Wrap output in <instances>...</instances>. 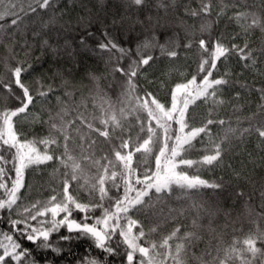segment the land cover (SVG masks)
<instances>
[{
    "label": "snow or ice",
    "instance_id": "1",
    "mask_svg": "<svg viewBox=\"0 0 264 264\" xmlns=\"http://www.w3.org/2000/svg\"><path fill=\"white\" fill-rule=\"evenodd\" d=\"M128 3L142 7L146 0H128ZM169 4L175 7L177 0H169ZM157 7L164 8L165 12L168 10L163 0H158ZM56 8L57 0H27L26 7L23 0H0V41L7 36L15 43L24 17H39L40 12ZM184 14L201 23L197 28L195 24L179 20L178 27L184 33L183 45L179 33L167 36L173 27L170 22L162 23V18L151 16H146L147 27L145 20L139 18L129 26L130 32H134V26L138 24L153 33L151 38L146 36L134 47L121 46L111 38L107 28L100 29L103 39L91 47L88 39L95 36L92 28L96 21L90 14L77 22L82 33L77 41L79 52L72 48L68 39H64L59 47L42 39V49L56 53L63 48L74 66L77 55L108 53V63L115 65L111 72L124 78L118 100L114 103L99 97L101 102L93 104L95 111H87L83 99L78 104L74 102L70 111L61 97L56 96L57 103L62 106L55 114L49 112L48 120L42 121L48 131L44 137L30 139L18 130V124L27 123L30 117L37 122L39 118L30 108L57 89L52 84L45 86L40 80L33 89L25 80L33 65L17 59L13 47L6 46L9 56L0 60V68H3L0 96L6 102L0 107V222L7 224L8 231L0 230V264H39L34 251L50 250L59 256L64 251L60 244H71L83 238L90 239L106 257H123L122 264H254L258 254L264 264V250L257 247L258 241L264 244V230L259 229L256 220L252 221L257 229L255 233L242 239L234 236L225 246L221 233L214 227L223 210L205 207L191 195L204 189L223 192L224 185L209 182L197 174L190 175L188 171L217 166L225 152L223 146L230 143V135L238 133L239 138L255 135L264 141V86L249 88L247 83L233 80L227 68L229 60L235 58L245 69L264 76V46L252 47L248 39L257 30L264 33V0H254L251 4L246 0H198L196 8L184 5ZM62 15L54 13L41 21L39 30L32 32L33 38L40 37L41 31L57 24L58 16ZM223 18L229 24H235L239 31L214 35L213 24ZM5 20L9 23H3ZM123 20L121 17L112 24ZM60 28L67 34L72 25L61 24ZM156 29L165 35L164 43H159ZM57 39H60L59 34ZM194 46L199 57L196 74L175 82L167 102H162L153 92L135 82L138 74L143 75L142 69L159 58L153 55L155 51L158 50L161 57L174 60L181 50L188 51ZM21 47L32 46L25 41ZM29 54L26 52L25 56ZM125 60L128 63L121 66ZM220 67H224L223 73L214 77ZM90 78L99 89V77L90 74ZM62 83L67 85L69 82L65 79ZM236 85L259 94L256 110L243 121L236 117L237 127L231 126L232 121L211 118H205L197 126L195 116L189 112L190 107L200 101L210 106L208 115L211 116L216 107L229 103L223 98V90ZM64 94L69 99L74 95L67 90ZM234 99H241L240 92L235 93ZM8 101L14 102L15 106H8ZM81 107H85V111H79ZM242 107L233 105V112ZM226 123L229 126L225 135L220 139L213 138L211 126ZM242 123L247 126L241 127ZM194 153L199 154L198 158H190ZM49 162L60 166L54 169V174L59 173L56 178L59 191L52 189L54 194L44 201L24 203L21 190L26 187V172ZM174 191H180L191 201L189 208L195 213L190 223L192 231L181 233L178 225L157 242L152 237L157 234L160 224H152V221L176 220L188 211L168 208L165 213L164 207ZM80 192L87 195L86 202L79 198ZM235 196L243 199L245 205L252 199L243 191H237ZM259 196L264 209V191H260ZM97 212L100 214L96 215ZM136 215L144 216L152 226L146 231L145 225L133 218ZM223 215L227 217L230 213L223 212ZM256 218L264 220V211L256 213ZM62 229L66 234L59 235ZM203 233L212 236L216 244L210 240L203 249H198ZM54 234L59 235L56 241L52 239ZM45 264L54 262L46 260ZM83 264L103 262L85 258Z\"/></svg>",
    "mask_w": 264,
    "mask_h": 264
},
{
    "label": "trees",
    "instance_id": "2",
    "mask_svg": "<svg viewBox=\"0 0 264 264\" xmlns=\"http://www.w3.org/2000/svg\"><path fill=\"white\" fill-rule=\"evenodd\" d=\"M246 2L251 4L254 0H246ZM23 3L26 7L27 0H23ZM163 3L168 6L167 12H165L164 8L157 7L158 0H146V4L142 7L130 6L128 0H57V8L54 11L46 10L40 12L39 17L35 15L24 17V21L20 25L21 32H18L15 36L16 42L14 43L7 36L0 41V60L9 56L6 46H12L17 59L27 60L33 65L32 70L25 76L26 82L33 89L36 88V81L40 80L45 86L52 84L57 90L45 100L37 102L35 107L32 108L33 111L40 115V121L36 124L20 123L18 124V130L30 139L46 136L48 134L47 125L42 123V121H47L49 112L55 114L62 106L57 103L56 96L61 97V100L69 106L70 111L73 103L78 104L82 99L87 111H95L93 104L101 102L99 97L115 103L123 90L124 78L119 73L111 72V68L115 65L108 63V53H103L99 56L93 54L77 55L76 66H74L72 59L69 58L63 48H59L56 53L47 48L42 49V39H48L50 44L57 47L63 45L64 39H68L72 48L79 52L77 41L82 33L77 26V22L81 17H87L90 14L92 19L96 21L95 27L92 28L95 36L88 39L91 47L94 48L96 41L103 39L100 33L102 28H107L111 38L121 46L134 47L135 43L144 40L146 36L151 38L153 33L152 31H145L138 24L134 26V32H130L129 26L132 21L139 18L140 20H145V26L147 27L146 16H151L153 19L162 18V23L164 21L170 22L173 27L168 30L167 36L171 37L173 32L179 33L180 43L183 45L184 33L178 27L179 20L182 19L189 25L195 24L197 28L201 23L199 20L185 16L184 5L196 8L198 0H177L175 7L169 4V0H163ZM241 10H244L243 6H241ZM54 13L63 14L58 16V23L50 25L48 30L41 31V36L34 39L32 32L39 30V23L49 19ZM228 15H231V12ZM121 17H124L122 23L112 24L113 20L120 21ZM3 23L7 24L9 21L5 20ZM69 23L72 25V29L65 34L61 30L60 25L64 24L67 26ZM8 31L10 32L11 29H8ZM235 31H239V29L235 24H229L226 18L221 19L218 24H213L214 35L220 32L232 33ZM58 34L60 35L59 40L57 39ZM155 35L158 37L159 43L165 42V35L160 29L155 30ZM248 39L252 47L259 48L264 46V33L259 30L253 32ZM25 41L32 47H21ZM237 43H242V41H237ZM26 52L30 54L25 56ZM132 55L133 57L135 56L134 51ZM153 55L159 58L150 62V65L145 66L142 69L143 75L138 74L135 82L143 89L153 92L162 102H167L169 90L175 82L181 79H190L192 75L196 74L199 57L195 46L188 51L181 50L180 55L173 60L175 61L174 63H171L170 61L172 60L166 57H161L158 50ZM127 63L128 61L125 60L121 66ZM153 65H157V67L152 69L151 66ZM227 68L230 70L233 80L247 83L249 88L264 86V76L254 74L252 71L245 69L235 58L229 60ZM223 71L224 67H220L219 73L214 72V77L222 74ZM0 74H3V68H0ZM90 74L99 77V89H97L96 83L90 78ZM65 79L69 82L67 85L62 83ZM65 90L73 92L74 95L71 99L64 94ZM237 92L241 94V99L238 101L234 99ZM93 97H97V99L94 100ZM223 98L229 103L216 107L211 116L208 115L210 106L207 104L198 101L195 106L190 107L189 112L195 116L197 126L205 118H211L214 120L223 119L226 122L232 121L231 126L237 127L235 123L236 117H240L243 121L245 117L256 110V105L260 103L257 92L245 91L239 85L225 88L223 90ZM5 103L3 97L0 96V107L5 106ZM7 103L8 106H15L12 101ZM233 105H242L243 107L240 111L233 112ZM117 107H119L118 104ZM79 111H85V107L79 108ZM71 114L74 115V112ZM228 126L227 123L224 126L212 125L213 138H222ZM240 126L246 127L247 124L242 123ZM229 140L230 143H226L223 146L225 152L217 166L200 169L199 171L188 170L190 175L197 174L209 182L224 185L225 190L223 192L204 189L199 194L192 192L191 195L196 202H202L205 207L219 208L223 212L230 213L229 216L225 217L222 212L217 216L214 224L217 232L221 233L222 242L225 246L231 242L234 236L242 239L249 233H255L257 229L252 223L253 220H256L260 230H264V220L256 218V213L264 211L261 208L262 201L259 196L260 191H264V141H261L255 135L239 138L238 133L236 136L230 135ZM205 141H207V137H205ZM197 147L200 148L201 145H197ZM73 155H78V153L73 152ZM198 155V153H194L190 158L196 159ZM137 158H139V155ZM58 167L60 166L55 162H49L47 165H41L26 172V187L21 190V197L24 203L27 204L37 200L44 201L54 194L51 191L52 189L59 191L60 185L56 181L59 173L54 174V169ZM60 171H63V169L61 168ZM73 187H75V184H73ZM237 191H243L252 196L248 205H245L243 199L235 196ZM73 194L77 195L76 192H73ZM78 195L83 202L87 201V195L84 192H80ZM177 197L180 198L177 199ZM190 203L191 201L184 198L183 193L174 191L172 198L167 201V205L164 207L165 213L168 208H184L188 209V211L184 212L183 216L178 217L176 220H168L166 222L153 220L152 224L159 223L160 227L152 239L159 242L162 236L168 235L178 225L181 228V233L186 230L192 231L190 223L195 213L189 208ZM250 212L251 215L249 214ZM99 214V212L96 213V215ZM76 218L79 219V215H76ZM133 218L140 220L145 225L146 231L148 227L152 226L142 215H136ZM204 222H207L206 219ZM0 230L8 231L7 224L0 222ZM64 234L66 233L62 229L59 235ZM59 235L54 234L52 239L54 241L58 240ZM210 240L213 245L216 244V240L212 236L203 233V240L198 243L197 248L203 249L206 242ZM25 246L32 247L30 244H25ZM59 246L64 250L59 256L50 250H37L34 251L33 255L39 264H45L46 260H51L54 264H83L85 258H95L102 261L103 264H122L123 261V257H106V254L97 249L92 241L87 238L73 241L71 244L62 243ZM257 247L264 250V244L259 241L257 242ZM254 264H261L260 254L257 255Z\"/></svg>",
    "mask_w": 264,
    "mask_h": 264
},
{
    "label": "rangeland",
    "instance_id": "3",
    "mask_svg": "<svg viewBox=\"0 0 264 264\" xmlns=\"http://www.w3.org/2000/svg\"><path fill=\"white\" fill-rule=\"evenodd\" d=\"M184 56L186 57V55H184ZM170 62H171V63H174L175 61L172 60V61H170ZM155 67H157V65H153V66H151L152 69L155 68ZM30 111L34 112V113L36 114V116H37L39 119H38L37 122H33L32 119H31V117H30V118H29V121H28L27 123H31V124H36V123H38V122L40 121V118H41L40 115H39L38 113H36L35 111H33L32 108H30Z\"/></svg>",
    "mask_w": 264,
    "mask_h": 264
}]
</instances>
